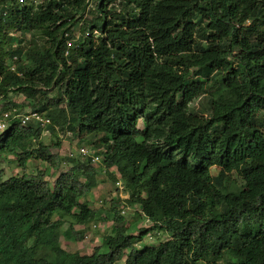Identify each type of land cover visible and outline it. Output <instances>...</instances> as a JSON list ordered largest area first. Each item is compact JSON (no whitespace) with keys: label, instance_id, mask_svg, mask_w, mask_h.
Wrapping results in <instances>:
<instances>
[{"label":"trees","instance_id":"obj_1","mask_svg":"<svg viewBox=\"0 0 264 264\" xmlns=\"http://www.w3.org/2000/svg\"><path fill=\"white\" fill-rule=\"evenodd\" d=\"M12 31L21 32L14 49ZM11 94L54 132L93 138L126 205L151 226L129 234L113 202L105 252L63 250L59 230L79 242L75 226L98 217L83 201L96 164L73 158L62 169V142L23 126ZM206 96L210 114L193 112ZM0 100L11 113L0 133V264H264V0H0ZM9 156L22 172L5 179ZM30 161L57 172L54 183L28 173ZM233 173L242 184L230 191L219 176ZM156 231L170 238L137 248Z\"/></svg>","mask_w":264,"mask_h":264},{"label":"rangeland","instance_id":"obj_2","mask_svg":"<svg viewBox=\"0 0 264 264\" xmlns=\"http://www.w3.org/2000/svg\"><path fill=\"white\" fill-rule=\"evenodd\" d=\"M43 2V0H41ZM90 17V16H89ZM87 18V17H86ZM83 22L74 28V38H80L82 34ZM12 38H14V42L12 43V47L17 48L19 37L21 36V32L12 31L9 34ZM28 40H30V35L27 36ZM17 58V57H15ZM10 60L8 59V62ZM14 61H16L14 59ZM17 66V65H16ZM9 101L14 102L18 106L25 107V112H32V105L33 102L27 100L24 96L19 94H11L8 98ZM7 100H0V117L1 114H4L6 110H4V106L6 105ZM190 109L198 113L200 115L208 116L210 114V98L208 96L195 100L191 105ZM20 109H18V112ZM35 127L41 128L38 124H34ZM51 127V126H50ZM43 130L42 140L45 144L51 143H60L62 142L61 149H54L55 153H60L61 156L65 159V164H63L62 169H65L68 166V160L73 158H82L78 155L79 149L82 147L88 148L96 153H101L102 150L94 147V141L91 137L85 138H74L70 140L64 137L63 132H55L52 128ZM145 127L144 121H141L140 128L143 129ZM264 131V130H263ZM3 131L0 130V133ZM89 141V142H88ZM74 154V156H71ZM103 159V157L101 156ZM5 171V179H9L13 176L21 174L22 170L18 166L16 162V158L13 156H9L6 158V161L2 165ZM96 168L98 171L97 176V184L92 190L91 194L83 201H87L90 203L91 207L98 212V217L95 221L87 224L85 226H75V230L78 232H83V240L77 242L75 239H66L65 236L59 230V238L58 244L59 246L69 252V253H79L81 255H89L94 252L96 248L100 249L101 252H105L107 250L106 243L108 237L112 234L113 228L115 227L114 221V213L112 212V203L113 202H121V206L119 207V211L121 215L124 216V223L128 228V232L131 235H138L142 229H148L151 224L144 218L141 214L140 207L134 206L130 207L126 205V200L129 199V194L126 190V186L120 176V173L116 168L106 171L103 166V162L100 164H96ZM28 173H39V172H46L47 173V180L53 184L54 181L58 177V173L54 170H51L49 165L42 161H30L27 166ZM220 174V170L218 168L213 169V175L218 176ZM220 177V182L222 185L227 188L228 190H237L240 185L242 184V180L237 173L229 174L228 177ZM118 182H121L123 187V191L118 187ZM63 218L61 213H57L55 219L59 220ZM64 226L62 231H66L69 226L72 224L70 218H64ZM96 225L97 227L94 228L93 226ZM170 238V235L161 232H151L148 234L142 243L137 245V248L141 249L146 246H155L162 241H166ZM123 264V262L118 263Z\"/></svg>","mask_w":264,"mask_h":264},{"label":"built area","instance_id":"obj_3","mask_svg":"<svg viewBox=\"0 0 264 264\" xmlns=\"http://www.w3.org/2000/svg\"><path fill=\"white\" fill-rule=\"evenodd\" d=\"M18 2L23 6H32V5L37 6L42 1L41 0H18ZM89 36H90V33H87L86 37H89ZM15 60L17 61V58H15ZM11 70L16 71V67L12 66ZM17 117L20 119L23 126H28L30 123H34V124H38L39 126H41L43 130L49 129V127L52 126L51 118L45 115H42L40 113L34 112V111L25 113L23 115H18ZM10 119H11V113L9 112H5L0 117V130L1 131L4 132L7 129ZM56 131L61 132L59 131V128H56ZM64 137L69 139V137H71V134L66 133ZM78 155H80L84 159L91 158V161L94 164H100L102 161V158L100 155H98L96 152H93L92 150L85 148V147H82L81 149H79ZM71 156H74V154H71ZM117 184H118V187L123 191L121 182H118ZM93 227L96 228L97 226L94 225Z\"/></svg>","mask_w":264,"mask_h":264},{"label":"clouds","instance_id":"obj_4","mask_svg":"<svg viewBox=\"0 0 264 264\" xmlns=\"http://www.w3.org/2000/svg\"><path fill=\"white\" fill-rule=\"evenodd\" d=\"M98 165V164H97Z\"/></svg>","mask_w":264,"mask_h":264}]
</instances>
